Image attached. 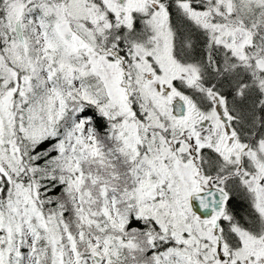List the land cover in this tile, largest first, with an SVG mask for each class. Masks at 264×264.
Here are the masks:
<instances>
[{
    "label": "snow or ice",
    "instance_id": "obj_1",
    "mask_svg": "<svg viewBox=\"0 0 264 264\" xmlns=\"http://www.w3.org/2000/svg\"><path fill=\"white\" fill-rule=\"evenodd\" d=\"M0 264H264V0H0Z\"/></svg>",
    "mask_w": 264,
    "mask_h": 264
}]
</instances>
